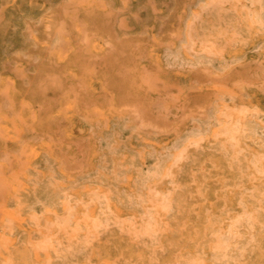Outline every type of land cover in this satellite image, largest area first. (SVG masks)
Wrapping results in <instances>:
<instances>
[{
	"label": "rangeland",
	"instance_id": "374dc122",
	"mask_svg": "<svg viewBox=\"0 0 264 264\" xmlns=\"http://www.w3.org/2000/svg\"><path fill=\"white\" fill-rule=\"evenodd\" d=\"M262 49L257 0H0V221H12L24 177H41L37 152L56 183L58 170L81 181L94 161H114L101 139L121 116L126 136L112 145L141 154L155 135L168 158L171 138L213 119L216 130L184 147L198 160L173 167L260 173L250 161L264 146L243 142L242 163L215 153L235 150L218 127H264Z\"/></svg>",
	"mask_w": 264,
	"mask_h": 264
},
{
	"label": "bare ground",
	"instance_id": "6f19581e",
	"mask_svg": "<svg viewBox=\"0 0 264 264\" xmlns=\"http://www.w3.org/2000/svg\"><path fill=\"white\" fill-rule=\"evenodd\" d=\"M120 118L101 139L114 161H94L81 181L61 169L54 182V162L37 152L41 177H24L10 198L12 221H0V264H264V158L250 161L260 173H179L177 162L198 160L184 147L205 139L215 120L171 138L168 158L155 135L144 136L141 154L112 145L115 134L126 136L130 117ZM217 130L235 149L215 153L225 161L245 162L243 142L264 146L254 121Z\"/></svg>",
	"mask_w": 264,
	"mask_h": 264
}]
</instances>
